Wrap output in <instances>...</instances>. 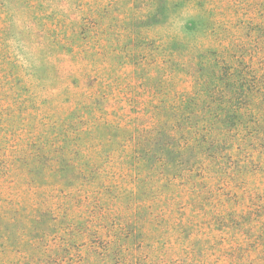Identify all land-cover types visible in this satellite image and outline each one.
<instances>
[{
  "label": "rangeland",
  "instance_id": "rangeland-1",
  "mask_svg": "<svg viewBox=\"0 0 264 264\" xmlns=\"http://www.w3.org/2000/svg\"><path fill=\"white\" fill-rule=\"evenodd\" d=\"M0 264H264V0H0Z\"/></svg>",
  "mask_w": 264,
  "mask_h": 264
}]
</instances>
